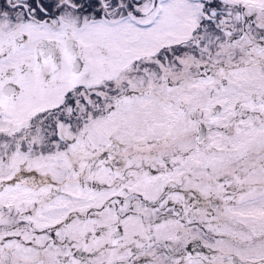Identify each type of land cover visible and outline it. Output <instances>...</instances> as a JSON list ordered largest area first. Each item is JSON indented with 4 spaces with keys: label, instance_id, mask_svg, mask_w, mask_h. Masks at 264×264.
I'll return each mask as SVG.
<instances>
[{
    "label": "rangeland",
    "instance_id": "1",
    "mask_svg": "<svg viewBox=\"0 0 264 264\" xmlns=\"http://www.w3.org/2000/svg\"><path fill=\"white\" fill-rule=\"evenodd\" d=\"M142 1L0 16V264H195L171 240L202 235L199 210L207 264H264V0Z\"/></svg>",
    "mask_w": 264,
    "mask_h": 264
},
{
    "label": "flooded vegetation",
    "instance_id": "2",
    "mask_svg": "<svg viewBox=\"0 0 264 264\" xmlns=\"http://www.w3.org/2000/svg\"><path fill=\"white\" fill-rule=\"evenodd\" d=\"M136 4L138 8L131 7V5L129 6L128 0H0V16H5V18L10 20L9 22L13 21L18 22L19 24H47L59 27L64 20H72L80 24H82L85 20L108 22L113 18L120 17L122 13L127 12L128 10L137 11L138 14H141L142 11L140 8H143L145 3L140 0L137 1ZM147 11L148 10L144 11V13ZM240 11L241 15L240 17H237L236 20H239L240 18L248 19L249 25L252 26L253 29L256 28V24L254 22L255 14L250 13L248 15H243V9ZM217 16L222 20L227 18V16H225V12H220ZM224 26L226 29L229 28L225 23ZM260 30L261 29H257L258 32ZM25 39L26 36L24 33H20L19 30H15V41L17 44L22 43ZM41 42L42 47L45 48L44 52L49 55V50L51 49L49 48L50 43L48 39L43 37ZM37 49V53H41L40 46H38ZM67 51L71 53L69 62L73 63L75 59L80 62V70L78 71L80 72L84 66L82 56L76 53V50L73 47H67ZM156 58H154V60H156ZM140 68L144 71L143 66H140ZM206 72L207 70L204 71V73ZM7 82L16 83V91L10 92L9 94L4 93L3 86ZM7 82L2 86V95L4 97H10L15 93H18L20 85L14 80H8ZM67 101L68 100L64 98L61 105L64 104L66 108H68L69 104H65ZM69 101L71 102V100ZM199 212L200 215L198 218L192 219V221L199 227L202 235L188 236L187 239L181 243H175L171 240V256L178 255L181 261L185 259H188L189 261L194 259L196 261L195 264H207L208 246L205 235L203 234L206 233L207 223L204 215L202 214V212L205 211L199 210ZM140 259L142 258L137 259L135 264L142 263V260Z\"/></svg>",
    "mask_w": 264,
    "mask_h": 264
},
{
    "label": "water",
    "instance_id": "3",
    "mask_svg": "<svg viewBox=\"0 0 264 264\" xmlns=\"http://www.w3.org/2000/svg\"><path fill=\"white\" fill-rule=\"evenodd\" d=\"M72 70L74 71H79L80 70V62L75 59V61L73 62L72 64ZM17 89V84L16 83H13V82H7L4 86H3V92L6 93V94H9L10 92H14L16 91ZM203 126V125H202ZM62 123L61 121H58L57 122V125H56V131H57V135L64 139L65 138V135L62 131ZM217 204V201H212L211 202V205L214 206Z\"/></svg>",
    "mask_w": 264,
    "mask_h": 264
},
{
    "label": "trees",
    "instance_id": "4",
    "mask_svg": "<svg viewBox=\"0 0 264 264\" xmlns=\"http://www.w3.org/2000/svg\"><path fill=\"white\" fill-rule=\"evenodd\" d=\"M83 169H86V170L88 171L89 168H83ZM83 169H82V170H83ZM63 176H64V175H61L60 177H63Z\"/></svg>",
    "mask_w": 264,
    "mask_h": 264
},
{
    "label": "bare ground",
    "instance_id": "5",
    "mask_svg": "<svg viewBox=\"0 0 264 264\" xmlns=\"http://www.w3.org/2000/svg\"><path fill=\"white\" fill-rule=\"evenodd\" d=\"M200 125H201V123H200Z\"/></svg>",
    "mask_w": 264,
    "mask_h": 264
}]
</instances>
